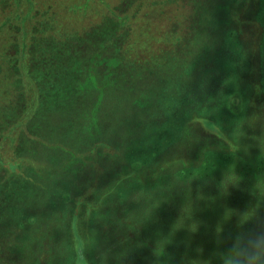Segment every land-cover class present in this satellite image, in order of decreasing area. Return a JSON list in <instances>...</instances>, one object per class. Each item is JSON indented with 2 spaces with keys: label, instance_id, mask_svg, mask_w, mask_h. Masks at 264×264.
<instances>
[{
  "label": "trees",
  "instance_id": "1",
  "mask_svg": "<svg viewBox=\"0 0 264 264\" xmlns=\"http://www.w3.org/2000/svg\"><path fill=\"white\" fill-rule=\"evenodd\" d=\"M90 1L73 8L51 0H0V151L10 148L13 155L0 153V218L8 221L7 229L32 227L37 237L35 242L26 238L29 249L17 252L30 264L33 259L36 264H92L85 254L91 238L78 235L76 219L71 229L78 242L71 259L58 246L65 239L72 244V233L68 229L70 237L66 232L58 239L55 224L42 219L40 212L49 209L41 203L47 199L49 206L51 199L73 204L72 217L82 218L77 211L86 207L89 228L109 227L116 222L112 218L125 213L152 215L110 257L94 264H264V90L259 89L264 24L243 15L252 9L264 14L258 8L264 0H236L229 15L219 5L195 12L198 0H120L114 8L106 4L109 11L100 22L83 29L72 24ZM173 2L192 9L185 31L173 35L168 28L164 47L133 56L132 31L142 28L134 23L137 12ZM246 21L255 28L242 30L250 24ZM227 26L238 28L233 38L247 40L251 34L250 73L256 84L250 94H240L234 65L230 84L215 87L217 92L203 89L208 84L203 74L189 72L191 55L205 47L204 41L196 43L221 36ZM149 77L156 79V89L137 91L133 100L135 87ZM166 92L182 117L186 114L174 140L167 138L172 130L161 118ZM236 101L241 106L235 112L231 104ZM133 102L139 105L135 110ZM227 114L235 121L221 129L218 115ZM206 127L221 129L227 140L221 152L213 151L220 145L210 141ZM221 156V179L213 186L197 185L209 182L213 166L206 164ZM182 170L187 180L179 184ZM75 171L86 173L87 181L75 182ZM58 180L67 184V192L52 191ZM138 186L143 194L129 207L133 196L128 194ZM28 231L20 236L0 232V253L2 237L18 243Z\"/></svg>",
  "mask_w": 264,
  "mask_h": 264
},
{
  "label": "rangeland",
  "instance_id": "2",
  "mask_svg": "<svg viewBox=\"0 0 264 264\" xmlns=\"http://www.w3.org/2000/svg\"><path fill=\"white\" fill-rule=\"evenodd\" d=\"M39 1H44V0H39ZM49 1V0H45ZM52 2L54 1L55 4L59 3V1L65 5L69 4L70 7L80 5L82 0H51ZM92 0L89 3V6L82 7L81 10H84V12H80L78 14L77 19H74L72 24L76 25L79 28H88L93 24H96L100 22L102 16L104 13H107L109 11V8H114L120 0ZM235 1L236 0H198V2L194 6L195 12H200L203 13L205 12L206 7H210L212 5H219L223 8V10L226 12V14L229 15V13L232 11L231 6H235ZM242 1V0H241ZM176 2L170 3V4H165L160 7L158 5H153L149 6V8H143L142 12H137V16L134 17V20L138 18V20L134 23H140V27L142 26V30H146L147 35H142L141 33L142 30L138 28H134L132 31V46L130 48L131 54L133 56H138V55H143V56H148L150 54V47L152 49H158L160 46L164 47L166 45L165 43L167 42V39H165V32L168 28H171L169 31V34L172 33L174 34H181L182 30L185 31V27L188 21H186L187 17H191L192 13H188V11L192 12V9L190 6L186 5L184 7L183 5H180L179 7L175 4ZM106 4H109L106 6ZM178 4V2H177ZM180 4V3H179ZM202 4V5H200ZM261 6V7H260ZM62 7L55 6V10H60ZM76 8V7H73ZM178 8V11L177 9ZM258 8L262 11H264V4L263 5H258ZM138 11V10H137ZM136 12V10H134ZM199 13V14H200ZM146 14H149L148 16ZM190 14V15H189ZM244 17H249L251 19H258L262 20L259 21L262 25L264 24V14H260L258 12V15H255V12L253 13V9L250 10L247 14H243ZM142 17V18H141ZM180 18V19H179ZM178 22V23H176ZM249 21H246L244 24H249ZM229 24L230 21H229ZM228 25V24H227ZM254 27V24H249L245 27H243L242 30H248L252 29ZM138 27V26H137ZM191 27V26H190ZM255 28V27H254ZM189 29V28H188ZM188 29H186V32H188ZM235 30H238L237 27H225L224 29V34L221 36L217 35H210V37L205 38V40L201 39L202 41L197 42L196 45L200 43L205 42V47L203 46L201 50L198 49L197 53L195 52L194 55H191L189 65L190 70L189 72L191 73V76L195 74V72H198L199 74H203V78L207 81L208 84L203 85V89L208 90L214 87V92H217L218 90L215 89V87H223L225 85L230 84V79H229V71L231 66H235L236 68V74H237V86L239 90H242V92L245 93H251L253 84H256V81L254 77H252L251 71V55L253 54V45L254 43L251 41V34H249V38L247 36H240L245 38V40L241 39L237 36L233 38L230 36L232 33H235ZM217 32V31H216ZM134 33L136 35H134ZM254 33V32H253ZM252 33V34H253ZM141 34V35H139ZM138 36V37H137ZM144 38H148V42H145ZM178 40V38H176ZM204 41V42H203ZM195 43V42H194ZM192 44V47H195L196 45ZM164 44V45H163ZM223 44V45H220ZM264 44V42H263ZM202 45V44H201ZM220 47V48H219ZM85 46L82 47L84 49ZM219 48V50H218ZM193 50V49H192ZM88 55H91L93 51L89 50L87 51ZM192 54V53H191ZM193 57V58H192ZM261 58L264 60V56L262 55ZM192 59V60H191ZM194 59V60H193ZM176 72V71H173ZM184 72L181 74L179 73L177 76L179 77L178 81L179 84H176L177 88H181V78L183 77ZM263 73V74H262ZM264 70L262 71L261 69V78H264ZM157 78V77H155ZM218 79V80H217ZM156 79L154 77H149L146 78L135 87V90L133 91L132 98H135L133 100L136 101L137 96V91L141 92H147L149 88H155L156 89V82H154ZM263 84L262 86L259 87L260 91L264 90V79H263ZM135 84H133L131 87H134ZM188 87V86H187ZM130 93V92H129ZM144 93V94H145ZM137 94V95H136ZM141 94V95H144ZM231 94V89L229 88L227 92V97ZM233 94V93H232ZM171 96H173L171 93H164L161 96L160 103H161V109L163 110L161 113V118L165 121L163 123L169 127L172 132L170 135L167 133V138L169 140H174L180 137L181 135V121L185 117V113L183 114L184 117H182V112L179 109V105L171 100ZM246 98V96H244ZM247 98H249L247 96ZM139 105L144 104L141 100L139 101ZM223 104H225V101H222ZM135 102H133V105H131L134 110L136 107L139 105H134ZM244 104V103H242ZM233 107V111H237L240 108V104L236 101L233 104H231ZM236 110H235V109ZM232 113L234 114V112ZM245 119L243 121L246 120ZM218 119L221 120L220 122V128L228 129L229 126L235 121V116H231L230 114H227L225 117L221 118L220 115H218ZM118 121H121L118 120ZM123 122V121H122ZM214 129L211 127H206V132L209 136H211V142H216L220 145V147H214L213 151L215 152H221L223 149L222 143L227 144V140L225 139L224 135L220 133L219 130L221 129ZM155 136V134H153ZM159 140V139H157ZM167 140V139H165ZM159 147V146H158ZM1 154H3L6 158L11 159L13 157L10 148L6 149L5 147L1 148L0 151ZM213 162L207 163L206 166H213V175L211 178L207 179L208 181H200L197 185H202V184H207V186H213L215 184V178L221 179L222 175V169L219 168L221 165V160L222 156L220 158H211ZM57 164V163H55ZM199 164V162L197 163ZM81 167V166H80ZM77 168V166H76ZM196 170V169H194ZM185 172L188 171L187 169L184 170ZM181 173L179 174V181L178 183L180 184L181 181H186L187 178L185 175H183V170L180 171ZM1 173V171H0ZM86 173H82L80 175L79 172H74L73 177H75L76 181L75 182H80L87 181L86 179H83V176H85ZM73 180V179H72ZM176 181V182H177ZM59 184L53 186L52 191L63 194L64 192H67L69 189L66 190L67 184L63 183L62 181L58 180ZM221 183H224L223 181H220ZM230 181H227L226 184H228ZM73 185L77 187H83V185H80L79 183H72ZM141 187H134L128 194V197L133 196L131 200L128 201L129 207H134L136 204L134 201H137L139 194H143L141 190ZM47 200V199H46ZM45 200V203H46ZM127 200V199H126ZM49 206L44 205L49 210H45V213H41L40 215L42 216V219H44L43 216H46L48 221L52 222V224H55L56 229L58 230L59 234L57 238H63L66 235V232L68 236L70 237V234L68 233V229L71 231V238L70 241L72 244L68 242L67 239H64L61 243L59 242V247H61L62 251L65 253L69 254L70 259H71V251L74 248L73 244L76 245V242H78L77 237H76V232L73 233L71 227L74 225L72 223L73 220L76 219V228H78V235H81V237L84 238H91V243H88V241H85V254L87 255L86 258L92 261V264L101 257H107L111 255V252L120 245L122 240L126 239L129 240L133 235L132 232L136 230V228L139 227V225L144 222L146 219L151 218V216L144 217L142 216L143 210H141L140 213L136 215H131L130 213H125L121 215V217H114L111 220H115L116 222L113 221L109 225V227L105 226L104 227H87V221H85L83 218L86 216V207L82 206L79 208V212L82 218H78V214L76 217H72V211H73V204H69L67 201V204L61 205L60 203L57 205L56 201H52L51 199L49 200ZM61 201V200H60ZM62 202H65V200H62ZM55 209L53 210L52 207ZM37 210V209H36ZM52 210V211H50ZM43 224V222H41ZM9 227L8 221L5 219L0 218V232L6 233V234H11V235H23L24 233L28 231V233L24 234V236L18 240V243L14 242V240H9L8 238H3L2 237V245L3 248L1 249L0 253V264H30L29 261H25L22 257V253L20 251H23V249H26L27 251L30 247L29 242H27L26 238L30 237V239H34L36 237V230L33 229L32 227L27 228V229H22L18 227L17 225L15 226H10V229H7ZM87 228V230H86ZM103 228V229H102ZM88 240V239H87ZM35 242V239L32 241ZM119 242V243H118ZM33 248V247H31ZM17 250H20L17 252ZM70 252V253H69ZM28 262V263H27ZM34 259L31 260V264H36ZM97 262V261H96ZM81 264V263H80ZM100 264H106L105 262H100Z\"/></svg>",
  "mask_w": 264,
  "mask_h": 264
},
{
  "label": "clouds",
  "instance_id": "3",
  "mask_svg": "<svg viewBox=\"0 0 264 264\" xmlns=\"http://www.w3.org/2000/svg\"><path fill=\"white\" fill-rule=\"evenodd\" d=\"M249 264H256V261L252 260V261L249 262Z\"/></svg>",
  "mask_w": 264,
  "mask_h": 264
}]
</instances>
